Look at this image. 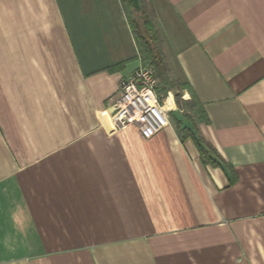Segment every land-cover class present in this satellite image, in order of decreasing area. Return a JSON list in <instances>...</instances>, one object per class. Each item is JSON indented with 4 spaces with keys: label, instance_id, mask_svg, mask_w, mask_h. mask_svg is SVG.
<instances>
[{
    "label": "crops",
    "instance_id": "crops-1",
    "mask_svg": "<svg viewBox=\"0 0 264 264\" xmlns=\"http://www.w3.org/2000/svg\"><path fill=\"white\" fill-rule=\"evenodd\" d=\"M148 1L171 111L143 140L109 123L125 0H0V264H264V0Z\"/></svg>",
    "mask_w": 264,
    "mask_h": 264
},
{
    "label": "built area",
    "instance_id": "built-area-1",
    "mask_svg": "<svg viewBox=\"0 0 264 264\" xmlns=\"http://www.w3.org/2000/svg\"><path fill=\"white\" fill-rule=\"evenodd\" d=\"M117 84L108 109L113 128L135 125L138 135L148 140L169 125L167 115L171 109L156 92L158 79L151 67L142 65Z\"/></svg>",
    "mask_w": 264,
    "mask_h": 264
},
{
    "label": "trees",
    "instance_id": "trees-1",
    "mask_svg": "<svg viewBox=\"0 0 264 264\" xmlns=\"http://www.w3.org/2000/svg\"><path fill=\"white\" fill-rule=\"evenodd\" d=\"M129 8L128 24L130 31L135 36L140 46V58L142 64L151 67L157 77H162L167 72V65L162 49V40L154 22V11L148 0H138L140 9H133L130 0H125ZM195 128L194 124L192 129ZM196 131V129H195ZM183 139L190 138L203 165L218 167L220 165L217 152L198 135L191 133L192 130L184 127Z\"/></svg>",
    "mask_w": 264,
    "mask_h": 264
},
{
    "label": "rangeland",
    "instance_id": "rangeland-1",
    "mask_svg": "<svg viewBox=\"0 0 264 264\" xmlns=\"http://www.w3.org/2000/svg\"><path fill=\"white\" fill-rule=\"evenodd\" d=\"M158 87V86H157ZM178 95H176L173 99H174V101H176V103L178 104V106L181 108L182 107V105H181V103H180V96H178ZM183 109L185 110V111H187L188 109H187V107L185 108V107H183ZM190 119V118H189ZM190 121V120H189ZM193 126V123L191 122V127ZM191 133H194V135L195 136H197L198 137V134L196 133V131H195V128H193L192 129V132Z\"/></svg>",
    "mask_w": 264,
    "mask_h": 264
},
{
    "label": "water",
    "instance_id": "water-1",
    "mask_svg": "<svg viewBox=\"0 0 264 264\" xmlns=\"http://www.w3.org/2000/svg\"><path fill=\"white\" fill-rule=\"evenodd\" d=\"M130 1H131L130 4H132L133 9L138 11L140 9L138 0H130Z\"/></svg>",
    "mask_w": 264,
    "mask_h": 264
},
{
    "label": "bare ground",
    "instance_id": "bare-ground-1",
    "mask_svg": "<svg viewBox=\"0 0 264 264\" xmlns=\"http://www.w3.org/2000/svg\"><path fill=\"white\" fill-rule=\"evenodd\" d=\"M187 99V98H186ZM168 105V104H167Z\"/></svg>",
    "mask_w": 264,
    "mask_h": 264
}]
</instances>
